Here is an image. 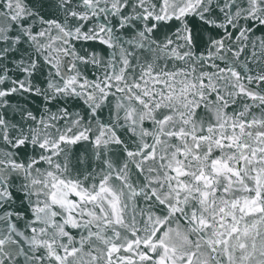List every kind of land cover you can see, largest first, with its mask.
Segmentation results:
<instances>
[{
	"label": "snow or ice",
	"instance_id": "snow-or-ice-1",
	"mask_svg": "<svg viewBox=\"0 0 264 264\" xmlns=\"http://www.w3.org/2000/svg\"><path fill=\"white\" fill-rule=\"evenodd\" d=\"M0 264H264V0H0Z\"/></svg>",
	"mask_w": 264,
	"mask_h": 264
}]
</instances>
